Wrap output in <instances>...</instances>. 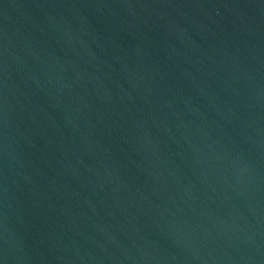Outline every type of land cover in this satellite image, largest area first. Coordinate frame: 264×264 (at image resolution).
Returning a JSON list of instances; mask_svg holds the SVG:
<instances>
[{
  "label": "water",
  "instance_id": "95a60500",
  "mask_svg": "<svg viewBox=\"0 0 264 264\" xmlns=\"http://www.w3.org/2000/svg\"><path fill=\"white\" fill-rule=\"evenodd\" d=\"M0 264H264V0H0Z\"/></svg>",
  "mask_w": 264,
  "mask_h": 264
}]
</instances>
